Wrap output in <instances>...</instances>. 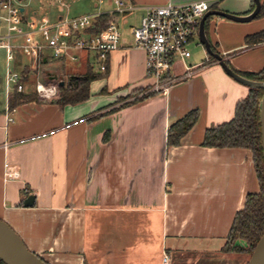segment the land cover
<instances>
[{
    "label": "crops",
    "instance_id": "crops-1",
    "mask_svg": "<svg viewBox=\"0 0 264 264\" xmlns=\"http://www.w3.org/2000/svg\"><path fill=\"white\" fill-rule=\"evenodd\" d=\"M124 1L135 7L117 14L121 45L109 56L107 74L92 81L86 101L63 106L28 100L12 107L5 52L0 218L50 264H163L166 252L170 264H246V252L224 247L247 195L261 190L253 151L204 145L203 139L207 127L235 115L250 87L211 56L199 27L190 44L203 45L201 62L189 61L191 54L178 59L173 70L183 74L190 64L196 72L168 92L129 100L135 97L131 93L149 91L151 84L146 52L135 46L131 27L140 24L147 5L192 0ZM252 2L211 0L210 9L248 14ZM116 8L115 3L97 12ZM138 13L126 36L121 20L128 22ZM262 29L264 16L236 21L214 14L206 20L211 44L242 71L264 68V41L246 43L248 34ZM89 56L82 53L76 60L82 63L78 72L86 70ZM51 60L60 63L53 70L73 71L67 67L70 60ZM35 63V57L25 54L16 61L21 69L30 68L29 81L40 74ZM193 108L200 112L197 123L181 144L169 147L170 125ZM31 194L35 199L28 205Z\"/></svg>",
    "mask_w": 264,
    "mask_h": 264
},
{
    "label": "built area",
    "instance_id": "built-area-1",
    "mask_svg": "<svg viewBox=\"0 0 264 264\" xmlns=\"http://www.w3.org/2000/svg\"><path fill=\"white\" fill-rule=\"evenodd\" d=\"M20 2L0 0V25H7V32L0 34V46L6 49L8 58V94L25 91L32 76L30 68L21 69L16 65L20 54L35 57V68H39L45 59L76 61L86 53L94 68L105 72L111 52L119 48L122 41L117 14L135 7L124 0H115L117 8L109 12V19L101 27L98 12L30 18ZM211 6V0L168 1L145 6L140 24L133 25L131 32L135 46L146 52V75L151 79V91L168 92L172 85L196 72L197 66L190 64L185 66L183 74L177 75L173 70L178 59L192 54L189 44L198 34L201 19ZM34 90L41 97L51 99L59 94V82H46L38 77ZM170 262L171 256L166 252L163 264Z\"/></svg>",
    "mask_w": 264,
    "mask_h": 264
},
{
    "label": "trees",
    "instance_id": "trees-1",
    "mask_svg": "<svg viewBox=\"0 0 264 264\" xmlns=\"http://www.w3.org/2000/svg\"><path fill=\"white\" fill-rule=\"evenodd\" d=\"M255 7L256 0H253L249 12L253 11ZM261 16H264V1L256 17ZM109 17V12L100 14L99 23L101 27ZM261 41H264V29L246 36V43L249 45ZM212 46L215 51H218L214 45ZM211 56L215 58L213 55ZM229 65L249 78L264 80V68L259 71H242L233 67L231 64ZM51 72V74L57 73L56 70H52ZM57 74L59 76L57 79L50 78L48 72H45L44 76L46 82H59V94L56 97L51 98V100H45L40 99V96L35 90H25L23 92L14 91L11 95V106H16L28 100L52 101L63 106L86 101L92 95V81L105 76L107 72L95 70L93 64L89 62L86 70L83 72L63 70ZM61 80H64L63 84ZM104 91H107V89L104 88ZM151 93L153 92L144 94V96L137 99L145 98ZM263 94V88L250 87L247 96L239 100L236 104L235 115L228 121L207 127L203 139L204 145L221 147L240 146L250 148L253 151L255 166L260 177L261 190L259 192H251L247 195L244 207L236 213L228 242L224 247L227 250L234 249L236 251L247 252L250 256L264 233V155L260 117L261 98ZM117 108L114 107L108 111H113ZM199 114V109L193 108L170 125L167 135V145L169 147L182 143L184 137L197 123ZM238 238L246 240L248 245L235 244ZM0 264L7 263L0 258Z\"/></svg>",
    "mask_w": 264,
    "mask_h": 264
},
{
    "label": "water",
    "instance_id": "water-1",
    "mask_svg": "<svg viewBox=\"0 0 264 264\" xmlns=\"http://www.w3.org/2000/svg\"><path fill=\"white\" fill-rule=\"evenodd\" d=\"M262 7V0H256V7L253 11L248 14H238L234 12H229L223 9H210L202 17L200 23V39L201 42L205 44L208 52L215 56L220 63L223 65L224 69L228 74L233 76L238 81L248 85L249 87L263 88L264 80H256L249 78L240 72L233 69L226 58L218 51H215L206 33V20L209 16L217 14L225 16L227 18L236 21H249L254 19L260 12ZM22 10L25 9L21 6ZM50 78L57 79L59 76L57 73L49 71ZM64 83V80H61ZM261 132H262V147L264 155V94L261 98ZM35 195L31 194L26 199V204L31 205L34 202ZM0 258L7 264H50L46 261L40 254L31 250L22 236L17 230H15L10 223L6 220L0 218ZM246 264H264V233L258 241L253 253L248 259Z\"/></svg>",
    "mask_w": 264,
    "mask_h": 264
},
{
    "label": "rangeland",
    "instance_id": "rangeland-1",
    "mask_svg": "<svg viewBox=\"0 0 264 264\" xmlns=\"http://www.w3.org/2000/svg\"><path fill=\"white\" fill-rule=\"evenodd\" d=\"M109 0H65L64 2L59 1L58 3H53L52 0H21V5L24 6L27 10V17H34V16H40L44 14L50 15L52 18H55L58 16L60 13L68 15V14H83V13H94L97 11H102L107 8H114L115 3L112 4L108 2ZM38 10L39 13L33 14V11ZM139 16L138 14L132 15L129 17L128 22H123L121 20V26L125 32V35L128 36L130 34V24L133 22H136V18ZM7 32V25L6 23L0 25V34L6 33ZM203 45L197 44L196 42H193L190 44V49L192 52V56L189 58V61L192 62H201L203 54H204V49ZM6 50L5 48L0 46V105H2L5 102L6 99V94H5V72H6ZM45 66L42 65L39 69L37 68L36 71L39 70L40 74H36V77H40L42 80L44 79L45 76V70L47 69V72L52 71L53 68L57 66L55 62H53L51 59L49 60ZM60 64V63H59ZM58 64V66H59ZM67 67L73 71L80 70L82 67V63L78 61H68ZM62 72L59 68L57 69V73ZM35 79V77H33ZM31 81V82H30ZM28 84V89L32 90L34 88V80H30ZM150 88V87H149ZM147 89V88H146ZM146 89H141L134 91L131 93L129 96H135L130 98L129 100H134V98H139L144 96V94H147L149 92H154L149 89V91H146ZM138 91V92H137ZM39 95V94H38ZM40 96V95H39ZM40 99H45L40 96ZM44 100V101H45ZM51 100V99H48ZM120 100H123L122 98ZM43 101V100H41ZM235 244H241L243 246H247L248 243L246 240L238 238L236 240ZM248 259L250 258V255L246 252ZM247 259V261H248Z\"/></svg>",
    "mask_w": 264,
    "mask_h": 264
}]
</instances>
